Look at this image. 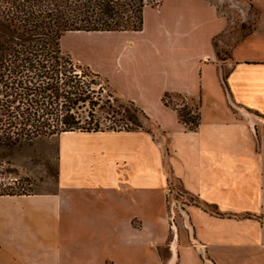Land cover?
<instances>
[{
  "label": "crops",
  "instance_id": "obj_1",
  "mask_svg": "<svg viewBox=\"0 0 264 264\" xmlns=\"http://www.w3.org/2000/svg\"><path fill=\"white\" fill-rule=\"evenodd\" d=\"M161 1L145 7L144 20L149 11L165 13L169 35L158 26L160 33L138 43L131 36L144 23L135 31L65 34L121 36L120 52L130 56L117 54L109 71L61 38L63 50L107 80L115 98L139 107L152 126L58 135L56 189L0 194V264H144L151 244L140 219L160 204L166 210L169 185L194 198L188 207L195 229L214 238L217 264H264V0H240L259 13L225 60L215 39L229 20L215 2ZM123 87L157 97L142 103ZM166 93L198 100L197 128L181 122L163 101Z\"/></svg>",
  "mask_w": 264,
  "mask_h": 264
},
{
  "label": "rangeland",
  "instance_id": "obj_2",
  "mask_svg": "<svg viewBox=\"0 0 264 264\" xmlns=\"http://www.w3.org/2000/svg\"><path fill=\"white\" fill-rule=\"evenodd\" d=\"M180 1L182 3L189 2V0ZM211 1L218 5L219 10L229 20L226 31L215 39L217 51L220 54L219 59H229L232 46L254 28L259 10L253 5L240 0ZM159 2L160 0H151L148 6H155ZM168 2L169 0H162L161 4L164 6ZM6 5L7 3L0 0V13L6 8ZM164 14L149 11L147 22L145 23L144 20V31L139 35L131 36V38L139 43L141 38L144 39L160 33L158 26L162 28L165 35H169L170 32H173V29L169 23L165 22ZM165 25L167 26L165 27ZM122 39L118 35L70 33L63 38V45L66 48L73 49L83 59L92 61L102 70L109 71L115 66L116 57L120 53H122L121 55L126 54L125 57L130 56V53H127L126 50L120 52ZM71 58L78 66L82 65L77 69L80 73L78 78L81 84L94 90L92 98L97 103L94 110L88 104L80 109L82 117L86 119L83 126L100 129H149L152 126L149 120L134 110L131 102L114 97L113 90L107 80L93 76L90 70L83 68L86 65L73 57ZM225 67L226 70L229 68V66ZM33 76L32 73L25 71L17 78L21 77L20 79L24 82H29L28 80L32 79ZM13 78L6 82L12 85L11 80ZM35 80H37L36 77ZM4 89L5 86L1 84L0 92L1 90L5 91ZM122 91L125 95L135 96L142 103L147 100L154 103L157 97L156 91L146 92L144 87L133 89L123 87ZM3 95L4 93H0V98H3ZM163 101L181 111L191 110L192 114L190 115L192 116L197 114L198 100L195 98L179 93H171L169 96L164 95ZM90 111L94 113V116L89 115ZM250 112L255 117L253 115L255 113ZM255 118L259 119V117ZM254 133L258 134L257 126L254 128ZM58 147L59 137L57 135L23 140L13 148L0 147V194L53 192L58 183ZM169 189L170 185L167 192L170 197H167L165 202L166 210L160 204L158 209L151 210L150 217L140 219L149 233L151 244L148 250L149 260L145 261L144 264H209L207 259L213 261V264H217V261L211 258L216 253V250L213 249L215 246L212 239L214 238L206 237L199 230V227L197 231L195 229L194 221L196 219L192 215V208L188 207L190 203L194 202V198L190 195L184 198L179 197L180 202L185 204L181 209V206L177 207L172 204L174 195H171ZM153 212L156 213L153 214ZM174 244H177V252L173 250ZM173 256L175 260L171 263ZM216 258H219L220 261L222 259L221 255Z\"/></svg>",
  "mask_w": 264,
  "mask_h": 264
},
{
  "label": "trees",
  "instance_id": "obj_3",
  "mask_svg": "<svg viewBox=\"0 0 264 264\" xmlns=\"http://www.w3.org/2000/svg\"><path fill=\"white\" fill-rule=\"evenodd\" d=\"M2 2L7 5L0 13V86H5L0 92L4 93L0 98V147L13 148L23 140L58 136L65 131L101 130L83 126L86 119L80 109L88 104L94 110V90L81 84L77 69L82 65L78 66L63 50L61 38L69 31L141 30L144 9L151 0ZM217 55L220 57L218 51ZM83 68L100 77L89 67ZM25 71L34 75L29 82L17 78ZM10 78L12 85L6 82ZM198 108L193 116L191 110L176 108L179 119L189 129L200 124ZM89 115L94 113L90 111Z\"/></svg>",
  "mask_w": 264,
  "mask_h": 264
},
{
  "label": "built area",
  "instance_id": "obj_4",
  "mask_svg": "<svg viewBox=\"0 0 264 264\" xmlns=\"http://www.w3.org/2000/svg\"><path fill=\"white\" fill-rule=\"evenodd\" d=\"M169 190H170L171 195L172 194L174 195V199L172 201V204L176 205L177 207L181 206V209H182L185 206V204H182L180 202V200H179L180 198L179 197L184 198L186 196V194L183 193L182 191H180V189H178L176 187L174 188L173 185H170V189ZM168 197H170L169 193H168Z\"/></svg>",
  "mask_w": 264,
  "mask_h": 264
},
{
  "label": "bare ground",
  "instance_id": "obj_5",
  "mask_svg": "<svg viewBox=\"0 0 264 264\" xmlns=\"http://www.w3.org/2000/svg\"><path fill=\"white\" fill-rule=\"evenodd\" d=\"M182 209H183V208H182ZM177 233H178V232H177ZM173 250H174V252H177V244H174Z\"/></svg>",
  "mask_w": 264,
  "mask_h": 264
}]
</instances>
